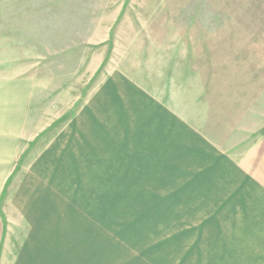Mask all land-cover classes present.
<instances>
[{
  "label": "rangeland",
  "instance_id": "1",
  "mask_svg": "<svg viewBox=\"0 0 264 264\" xmlns=\"http://www.w3.org/2000/svg\"><path fill=\"white\" fill-rule=\"evenodd\" d=\"M208 23L247 28V80L264 94V0H0V102L22 92L24 107L0 198L5 264L23 239L55 264H264L262 209L191 190L192 152L165 156L175 137L144 94L185 71L182 45ZM160 43L178 55L164 45L160 62Z\"/></svg>",
  "mask_w": 264,
  "mask_h": 264
},
{
  "label": "crops",
  "instance_id": "2",
  "mask_svg": "<svg viewBox=\"0 0 264 264\" xmlns=\"http://www.w3.org/2000/svg\"><path fill=\"white\" fill-rule=\"evenodd\" d=\"M225 13L228 12L222 15L229 17ZM211 15L215 17V14ZM194 31L199 41L182 45L191 56V59L185 57V71L179 74L177 68L168 67L166 78L159 80L155 91L144 88L147 101L160 111L162 123L175 137V142L161 146L169 148L165 156L175 148L179 159L181 149L192 152L195 161H190L193 165L188 168L196 171L191 176L194 180L191 190H214L221 197L226 196L223 204L226 208L230 203L231 209H262L258 214L264 217V112L260 111L264 94L260 85L257 86L256 78L255 81L247 80L245 68L249 58L242 52L246 46L241 37L247 28L242 32V27L232 28L229 23L223 26L208 23ZM159 45L160 62L166 58L162 51L164 45L169 50L168 61L178 55L176 43ZM255 60L261 63L263 57L259 54L258 58L257 54ZM164 68L166 66L162 67V74L166 73ZM248 83H251L250 90ZM1 90L0 95L3 94ZM12 103V109L6 111L0 102V198L16 161L24 129L22 92L20 102L13 99ZM181 160L189 163L185 156ZM194 163L196 166L191 167ZM183 172L189 171L184 169ZM250 203L262 207H251ZM3 227L5 225L0 221V264H5L7 258ZM25 248L23 239L20 254L15 253L10 264H55L48 255L40 256L28 245ZM93 258L92 255L88 264L94 263Z\"/></svg>",
  "mask_w": 264,
  "mask_h": 264
}]
</instances>
